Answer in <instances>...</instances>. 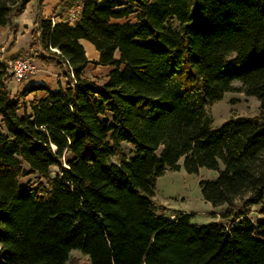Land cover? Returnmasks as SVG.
I'll list each match as a JSON object with an SVG mask.
<instances>
[{
	"label": "trees",
	"instance_id": "1",
	"mask_svg": "<svg viewBox=\"0 0 264 264\" xmlns=\"http://www.w3.org/2000/svg\"><path fill=\"white\" fill-rule=\"evenodd\" d=\"M32 1L0 0V34ZM35 4L21 56L66 67L68 84L13 95L0 61V264H79L73 250L89 264H264V219L248 216L264 215V0H84L74 25ZM90 64L109 73L87 77ZM235 81L260 113L213 129L207 108ZM182 168L217 172L200 187L224 223L158 208V179Z\"/></svg>",
	"mask_w": 264,
	"mask_h": 264
},
{
	"label": "rangeland",
	"instance_id": "2",
	"mask_svg": "<svg viewBox=\"0 0 264 264\" xmlns=\"http://www.w3.org/2000/svg\"><path fill=\"white\" fill-rule=\"evenodd\" d=\"M33 61L39 65V72L29 81L23 83L17 82L19 85L28 84V87H30L31 85L44 84L53 90H57L60 86L65 87L68 84L64 72L61 76H58L48 66L42 64L39 59L33 58ZM52 65L50 64V66ZM108 73L109 68L94 67V65L90 64L85 72V76L100 81ZM12 80L14 79L12 78ZM232 88V91L227 92L220 101L207 108V113L212 119L213 129H219L231 118L239 116L253 117L260 113L259 100L256 97L247 96L243 92L240 82L235 81L232 84ZM28 95L29 99H24L25 106H28L36 97L42 96L43 92L29 93ZM22 113L23 111L20 112V114ZM121 149L128 157H134L131 145L123 143L121 144ZM52 172L56 174L57 168H52ZM216 177V171L206 168L200 169L198 174H188L183 168L179 171L168 170L157 182L155 200L158 208H161V211H164L169 217L188 211L190 212L189 214L193 215L192 223L200 226L215 222L216 218L222 222L223 210L226 208L213 207L210 203L204 201L200 187L201 180L214 179ZM29 179H23L22 182L26 183ZM257 218L254 217L253 219ZM70 257L71 259L76 258L79 264H89L88 258L78 250H73Z\"/></svg>",
	"mask_w": 264,
	"mask_h": 264
},
{
	"label": "crops",
	"instance_id": "3",
	"mask_svg": "<svg viewBox=\"0 0 264 264\" xmlns=\"http://www.w3.org/2000/svg\"><path fill=\"white\" fill-rule=\"evenodd\" d=\"M64 0H43V15L46 17H53L55 21H57L56 15L60 14V10L58 9L59 5ZM36 18V4L35 0L30 2L26 9L18 15L14 22L17 25V32L13 33L9 29H6L4 32L0 34V59L5 62H10L17 56H21L25 53L29 52L31 43H32V32L34 28V22ZM81 45L84 47L87 56L90 60H98L99 53L96 51L95 47L86 40L80 41ZM43 55V54H42ZM50 64H53L50 66ZM46 66L51 69L54 74L61 76L63 72L66 70V67L59 66L55 62L50 61ZM62 79V78H61ZM44 83V82H39ZM28 87V84L19 85L15 80L9 82V88L11 89L13 95L20 93ZM29 99V95L25 98V100ZM222 208L226 206H221ZM227 209V208H226ZM226 209L223 210V213L226 212ZM186 214L190 212L186 211ZM263 214L258 212L257 206H252L249 208L248 216L252 219L254 217L261 218ZM215 222H219V219L216 218ZM239 222V219L236 223ZM224 223V221H223Z\"/></svg>",
	"mask_w": 264,
	"mask_h": 264
},
{
	"label": "built area",
	"instance_id": "4",
	"mask_svg": "<svg viewBox=\"0 0 264 264\" xmlns=\"http://www.w3.org/2000/svg\"><path fill=\"white\" fill-rule=\"evenodd\" d=\"M83 2L84 0H78L74 6L64 10L55 17L57 20L74 25L82 14ZM0 61L2 60L0 59ZM8 64V74L19 83L29 81L40 70L39 65L29 57H18ZM262 218L264 219V215H262Z\"/></svg>",
	"mask_w": 264,
	"mask_h": 264
}]
</instances>
